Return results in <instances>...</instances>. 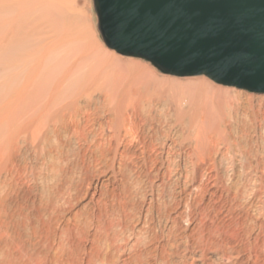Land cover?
<instances>
[{
	"label": "rangeland",
	"instance_id": "1",
	"mask_svg": "<svg viewBox=\"0 0 264 264\" xmlns=\"http://www.w3.org/2000/svg\"><path fill=\"white\" fill-rule=\"evenodd\" d=\"M0 264H264V94L116 53L93 0H0Z\"/></svg>",
	"mask_w": 264,
	"mask_h": 264
},
{
	"label": "water",
	"instance_id": "2",
	"mask_svg": "<svg viewBox=\"0 0 264 264\" xmlns=\"http://www.w3.org/2000/svg\"><path fill=\"white\" fill-rule=\"evenodd\" d=\"M105 45L164 74L264 94V0H93Z\"/></svg>",
	"mask_w": 264,
	"mask_h": 264
},
{
	"label": "bare ground",
	"instance_id": "3",
	"mask_svg": "<svg viewBox=\"0 0 264 264\" xmlns=\"http://www.w3.org/2000/svg\"><path fill=\"white\" fill-rule=\"evenodd\" d=\"M96 16H97V14H96ZM97 22H98V18H97ZM104 42V41H103ZM129 77H131V79L130 80H133V79H135V77H136V75H133L132 76V74L130 75V73H129ZM130 89V88H129ZM128 89V90H129ZM132 89V88H131ZM131 89H130V91H131ZM115 92V91H114ZM124 92V91H123ZM132 92V91H131ZM136 92V91H135ZM138 92V91H137ZM136 92V94H138ZM140 92V91H139ZM144 92V91H143ZM143 92H142V94H143ZM112 93V92H111ZM130 93V92H129ZM113 94V93H112ZM115 94H117V92H115ZM125 94H127V93H125ZM124 94V95H125ZM110 95V94H109ZM128 95V94H127ZM127 95H125V97H126V99H127ZM134 95V94H133ZM117 96V95H116ZM145 96V95H144ZM115 97V96H114ZM113 97V98H114ZM121 97V96H120ZM140 97H142L141 95H140ZM107 98H109L108 97V94H107ZM124 98V97H123ZM122 99V98H121ZM108 100V99H107ZM112 101H114V100H112ZM119 101V100H118ZM118 101H116V103L118 102ZM123 102V101H122ZM133 103H135V102H133ZM138 103V102H137ZM108 104V103H107ZM122 104H124L125 105V103H122ZM134 105V104H133ZM137 105V104H136ZM113 106V105H112ZM142 105H140V107H141ZM146 107H147V105H145ZM136 107H138V106H136ZM124 108L125 107H123V109H122V105H121V103H119V104H116L113 108L112 107H108L107 108V114H109L112 118H109V120H110V123H109V126H108V128L109 129H112V132H113V135L114 134H116V129L115 128H113V126H114V124H115V120H116V117H118L119 115H120V117H121V112L124 110ZM144 108V107H143ZM142 108V109H143ZM145 109V108H144ZM131 110V109H130ZM133 110V109H132ZM145 111V110H144ZM136 112H138V111H136V110H133V112H132V115L131 116H136L137 115V113ZM145 113V112H144ZM130 114H131V112H130ZM139 116V115H138ZM123 117V116H122ZM128 118V117H127ZM126 118V119H127ZM130 118V117H129ZM140 118V117H139ZM132 119V118H131ZM129 119H127V121H128ZM123 121V120H122ZM130 122V121H129ZM137 122V121H136ZM144 123V122H143ZM131 124V123H130ZM140 124V123H139ZM132 125V124H131ZM129 126V125H128ZM137 126V125H136ZM131 127V126H130ZM133 127H134V125H133ZM117 128V127H116ZM132 128V127H131ZM140 131V130H139ZM138 133V132H137ZM119 135V134H118ZM115 136V135H114ZM116 137V136H115ZM126 137V136H125ZM125 143V142H124ZM130 145V144H129ZM127 148V147H126ZM125 151V150H124Z\"/></svg>",
	"mask_w": 264,
	"mask_h": 264
}]
</instances>
